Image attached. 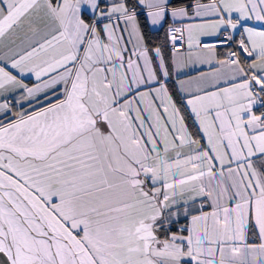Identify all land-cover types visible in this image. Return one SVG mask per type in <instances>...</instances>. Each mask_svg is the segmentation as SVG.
Returning <instances> with one entry per match:
<instances>
[{"label": "snow or ice", "instance_id": "snow-or-ice-1", "mask_svg": "<svg viewBox=\"0 0 264 264\" xmlns=\"http://www.w3.org/2000/svg\"><path fill=\"white\" fill-rule=\"evenodd\" d=\"M0 264H264V0H0Z\"/></svg>", "mask_w": 264, "mask_h": 264}, {"label": "trees", "instance_id": "trees-1", "mask_svg": "<svg viewBox=\"0 0 264 264\" xmlns=\"http://www.w3.org/2000/svg\"><path fill=\"white\" fill-rule=\"evenodd\" d=\"M131 2L134 4L135 3V0H131ZM140 21H141L142 27H144L146 37L149 38L150 41L153 44H159V43H161V41H162V39L164 37V34H165V30L167 28V25H165V30H161L160 32L153 33L149 29V27L147 26V24L145 23V18H144L143 15L140 16Z\"/></svg>", "mask_w": 264, "mask_h": 264}, {"label": "crops", "instance_id": "crops-1", "mask_svg": "<svg viewBox=\"0 0 264 264\" xmlns=\"http://www.w3.org/2000/svg\"><path fill=\"white\" fill-rule=\"evenodd\" d=\"M169 51H170L169 48H166V49H165L166 54H167ZM200 70H202V71H207L208 69H207V68H201ZM190 74H191V75H196L197 73H196V72H190ZM189 123H191V121H189Z\"/></svg>", "mask_w": 264, "mask_h": 264}]
</instances>
